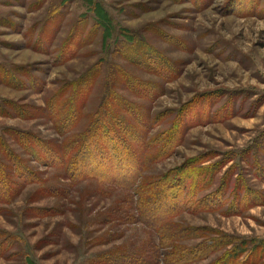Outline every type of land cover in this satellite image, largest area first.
Wrapping results in <instances>:
<instances>
[{
	"label": "rangeland",
	"instance_id": "374dc122",
	"mask_svg": "<svg viewBox=\"0 0 264 264\" xmlns=\"http://www.w3.org/2000/svg\"><path fill=\"white\" fill-rule=\"evenodd\" d=\"M89 72L56 128L45 101ZM117 97L145 116L144 187L16 141L62 147ZM0 171V264H264V0H0Z\"/></svg>",
	"mask_w": 264,
	"mask_h": 264
},
{
	"label": "trees",
	"instance_id": "16d2710c",
	"mask_svg": "<svg viewBox=\"0 0 264 264\" xmlns=\"http://www.w3.org/2000/svg\"><path fill=\"white\" fill-rule=\"evenodd\" d=\"M95 78L96 73L89 72L80 80L67 83L65 89L63 88L62 91L45 101L43 111L48 114V118L50 116L56 128L59 125L62 128L64 124V128L66 127L69 130L78 123L86 102L87 93L93 88ZM113 103L117 105V111L112 110L109 105L107 108L100 106L101 109L96 113L97 116L86 127L83 133L74 136L72 139L65 140L62 147L50 142L46 150L36 149L35 146H40L43 149L44 145L48 143L32 141L30 139L33 137L22 132L15 133L17 135L15 136L16 141L27 153L35 156L38 161L41 158L54 161L60 160L61 166L65 168L71 167L72 169L70 168L69 170L76 177L80 176L83 178L88 175H95L102 178L105 177L109 182L121 185L126 189H130L137 182L141 187H144V180L140 179L141 176L139 174L144 166V162L148 159L146 152L150 149L147 137L142 136V133L146 131L143 119L145 116L139 110L142 116L140 118L137 115L139 113L134 112L132 106L124 103L122 97L114 98ZM9 104L13 110H17L15 115L24 114V112L19 111V106L16 104ZM29 114L32 115L31 113ZM133 117H135V121ZM106 118L109 119L108 124L105 123ZM130 118L133 122L130 121ZM59 132L61 133V131ZM3 150V154L8 158L9 149L4 146ZM11 157L13 160L16 159L18 161V165L22 162L13 155ZM88 162L90 163L89 167L84 171H79L80 167L78 166ZM160 181L161 179L154 184L158 185V188L156 187L154 192L149 194L152 198L150 199L149 197L143 202V206L155 203L160 198L168 196L171 192L172 188H168L167 185L164 186L163 183L161 187ZM139 195L141 196L143 193ZM169 205L171 207L167 208L168 211L164 215L170 214L168 215L170 218L174 213L179 211V207L177 203ZM147 210L148 207L141 212V217L148 224V217L152 215L153 211L147 212Z\"/></svg>",
	"mask_w": 264,
	"mask_h": 264
}]
</instances>
